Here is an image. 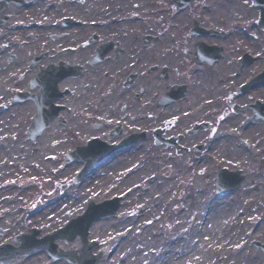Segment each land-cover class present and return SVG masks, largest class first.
Here are the masks:
<instances>
[{"label": "rangeland", "instance_id": "obj_1", "mask_svg": "<svg viewBox=\"0 0 264 264\" xmlns=\"http://www.w3.org/2000/svg\"><path fill=\"white\" fill-rule=\"evenodd\" d=\"M114 1L100 0L98 3L105 5L112 18H116L110 14L111 9L115 8ZM235 1L232 9L241 14V21L258 18V11L251 6V1ZM163 4L168 3L165 0H155L154 7L157 10L153 23L146 19V25L150 23L148 26L141 20L132 26L136 25L137 30L143 29L160 37L156 46L158 63L170 60L172 65H179L184 58L177 56L176 50L181 47L175 43H185L188 36L187 26L183 23L184 14H175L170 20L171 24H167L170 15L167 17V12L158 11L164 9ZM120 10L124 12V8ZM164 21L166 23L161 25ZM247 28L250 34H254L252 42L255 43L256 52L264 58V29L251 23L247 24ZM192 69L194 85L199 82L195 91H204V96L213 93L215 84L224 78L213 69ZM216 77H220L218 82H215ZM23 109L22 106H12L0 115V204L12 205L8 215L0 211V228L4 230L0 233V242H12L15 234L27 231L30 226L39 227V236H42L59 224H64L69 217L61 219L54 213L66 209L67 204L73 201L78 206V214L89 198L96 202L113 195H121L117 210L96 219L88 228V240L93 239L98 243L93 252H102L96 264H150L156 258V250L164 248L169 241L195 236V231L201 228L200 215L205 203L219 199L227 205L220 212L225 220L224 234L228 236V240L240 235L243 251L234 263L226 258L216 259L213 264H246L248 255L251 254H257L260 261L264 260L262 251L255 250L250 244L251 240L264 242V227L262 234L258 235L250 230L255 223H264V122L249 123L247 128L242 123L241 114L226 109L224 118L218 123L210 121L208 128L187 133L186 128L192 122L172 119L170 115L179 114L182 109L175 105L167 106L166 110H160L164 114L163 119L156 118V125L162 126L171 121L166 126L165 134H181L178 142L186 146L184 152L178 153L174 147L145 140L137 143L131 150H123L103 158L85 172L82 180L72 184L71 179L83 162L75 159L64 160L56 148L63 149L68 145L73 147L76 144L71 140L61 139L53 146L49 136L31 141L26 134L27 124L23 120ZM160 113H156V116ZM213 128L215 129L212 130ZM216 136L219 140L213 146ZM85 142L86 140L78 143ZM196 143H203L199 154L194 152ZM234 150L236 153H233ZM21 156L27 161L15 162ZM197 161L201 164L194 167L192 164ZM176 166L179 167V173L170 179L171 174L167 169H174ZM223 167L230 170L240 169L244 179L236 189L218 193L215 174ZM93 171L99 172V175L90 180ZM251 180L259 185L254 192ZM60 183H68V186L60 190ZM157 213L160 215L156 222L144 227L140 234L137 225L145 226L147 219L155 217ZM103 219L111 222H100ZM208 235L203 240H208ZM146 237L150 239L152 247L144 245ZM228 240L222 244L215 242L216 247L222 256H230L235 260L237 246L234 243L228 245ZM115 242H119V249L115 254L109 255L108 249ZM56 243L57 249L80 246L77 237L68 244L62 239H56ZM142 243L144 244L141 245ZM170 246L173 247V244ZM260 261L255 260V264H260ZM3 264L70 263L65 258L52 259L46 250H38L30 255L17 256Z\"/></svg>", "mask_w": 264, "mask_h": 264}, {"label": "flooded vegetation", "instance_id": "obj_2", "mask_svg": "<svg viewBox=\"0 0 264 264\" xmlns=\"http://www.w3.org/2000/svg\"><path fill=\"white\" fill-rule=\"evenodd\" d=\"M165 1L164 8L184 14L189 33L178 43L177 56L184 58L179 65L158 63L159 37L146 38L136 25L118 26L100 0H0V104L24 107L28 125L41 119L44 127L36 138L49 136L53 146L61 139L118 143L135 138L115 153L155 139L156 118L164 115L157 108L178 106L181 113L172 119L204 120L209 126L224 118L233 102L264 101V81L243 87L264 69L254 34L247 31L257 20L241 21L232 9L235 0ZM190 27L211 31L195 34ZM199 43L212 62L200 61ZM192 68L213 69L225 79L216 77L213 93L204 96L195 91L199 82L194 85ZM251 112L247 107L242 115Z\"/></svg>", "mask_w": 264, "mask_h": 264}, {"label": "bare ground", "instance_id": "obj_3", "mask_svg": "<svg viewBox=\"0 0 264 264\" xmlns=\"http://www.w3.org/2000/svg\"><path fill=\"white\" fill-rule=\"evenodd\" d=\"M154 3H155V0H115L113 3V6H115V8L109 11L112 16L116 18L119 17L118 22H117L118 26H121L123 29L125 28L129 29L131 28L129 25H133V22L135 21L137 22L140 19H144L145 21L148 20L150 22L155 21L156 8L154 7ZM122 8H124V12H121L120 9ZM106 12L108 14V11ZM167 35H170V33L167 32ZM166 108L167 106L162 107L163 110H166ZM218 140L219 138H217V136L213 139V146ZM9 143H11V141H9ZM7 145L9 144L7 143ZM9 150H11V148H9ZM6 153L9 154L8 151ZM233 153H236V151L234 150ZM21 157H22L21 159L16 158L15 162H19V160L20 162L27 161L26 158H24L23 156ZM33 159L34 161H36L35 158ZM11 162L12 160L10 159L9 161L10 166H11ZM200 164L201 162L197 161L196 164L193 163L192 165L194 167L196 166L199 167ZM167 170L171 174L170 179L173 176H177L179 173L178 166H176L174 169L169 167ZM35 172L36 170L33 171V173ZM147 174H148L147 170H145V175ZM92 175L89 177L90 180H92L94 176H98L99 172L93 171ZM162 182L163 181H159V183H162ZM251 182L253 184V192H254L258 189L259 185L254 180H251ZM152 185L153 183L151 184V187ZM221 206H223V208H221ZM225 206L227 205H224V202H221L219 199L214 200V201H211V200L207 201L205 203V208L202 210L201 215H200L199 228L200 227L201 228L195 231L196 235L195 236L193 235V237L189 235V237L187 238H182L181 240H184V241H181V240L180 241L179 240L169 241V244H167L164 248H161L160 250H156V258L150 264H213L216 259L224 260L226 258L231 263L232 262L234 263L238 259V257L241 256V252L243 251V249L240 246L241 245L240 235L236 236L234 239L228 240V236L224 234V232H226L225 231L226 228H224L225 220L223 219L222 213L220 212L222 209L223 210L225 209ZM77 207L78 206L76 204V201H73L67 204L66 209H63L62 211L58 210L54 213V215L61 219L65 218L66 216L72 217L73 215L77 213V210H78ZM11 209H12V205H8L6 203L0 204V211L6 212V215L10 213ZM158 215L160 214L157 213L155 217L147 219V222L145 226L143 227L140 225H137V228H138L137 231L140 234H142L143 228L149 226L152 222L155 223ZM100 222L107 224L111 222V220L103 219ZM263 227H264V223L257 222L250 228V230L253 234L258 235V234H262ZM203 229L206 231H204ZM207 234H209L208 235L209 239L203 240V237H205ZM149 240L150 239L146 237L144 240L145 244L142 243L141 245L144 244L146 246L148 245L149 247L150 246L152 247L151 243H149ZM227 240H228L227 242L228 245L233 244V243L235 244V246L239 245V247H237L238 251L235 254L237 256L235 260L230 258V256H227V257L225 255L222 256L221 251L219 252L216 247L215 242H220L222 244V243H226ZM118 243L119 242H115L111 245V247H109L108 249L109 255H113L118 251L119 249ZM170 244H173V247H171ZM255 260L260 261L261 259H259L257 254H251L250 256L248 255V261L246 264H252V263L255 264L256 263ZM260 262H261L260 264H264V260Z\"/></svg>", "mask_w": 264, "mask_h": 264}, {"label": "water", "instance_id": "obj_4", "mask_svg": "<svg viewBox=\"0 0 264 264\" xmlns=\"http://www.w3.org/2000/svg\"><path fill=\"white\" fill-rule=\"evenodd\" d=\"M260 0H256V4ZM264 2V0H262ZM261 12L260 18L264 21V3L263 6L260 5ZM263 23V22H262ZM203 51V49H201ZM262 76V75H261ZM261 76L256 77L246 86L256 83L257 79ZM256 111V115L251 119H256L258 121L264 118V104L255 103L252 105ZM41 124L32 125V135L36 134L41 128ZM205 124H196L194 127H204ZM193 130V129H192ZM191 131V130H190ZM158 132H156L157 134ZM160 133V131H159ZM157 134V136L159 135ZM112 147L106 146L103 143L90 140L86 145L76 146V148L66 155V158H80L84 161V166L78 172L73 181L79 180L85 170L89 168L93 163L100 160L103 156L107 155L112 151ZM242 176L237 172H226L220 170L218 172V191H225L235 188L241 181ZM119 197L115 196L110 199L102 200L101 202L94 203L89 201L86 203V208L78 216L71 218L64 226L54 230L52 233L45 235L42 238H36L35 235L38 233V230L31 228L29 233L21 234L16 236V240L20 241V244L16 247L10 244H1L0 245V262L8 261L10 258L21 253H30L40 248H46L49 250L53 257L65 256L71 264H96L99 253L92 254L91 251L96 247V242L87 243V229L90 223L101 215L107 213H113L118 207ZM76 234H79V238L82 242L81 247L78 249L79 255L75 254V250L72 251H55V243L53 242L55 238H64L66 242H69L73 239ZM252 246L255 248L261 247L264 251V244H260L259 241L253 240Z\"/></svg>", "mask_w": 264, "mask_h": 264}, {"label": "snow or ice", "instance_id": "obj_5", "mask_svg": "<svg viewBox=\"0 0 264 264\" xmlns=\"http://www.w3.org/2000/svg\"><path fill=\"white\" fill-rule=\"evenodd\" d=\"M33 179H35V178H33ZM149 223H150V222H149ZM237 247H239V245H238Z\"/></svg>", "mask_w": 264, "mask_h": 264}]
</instances>
